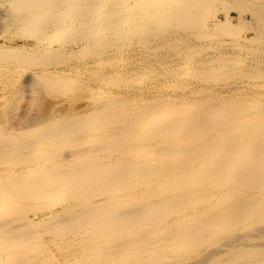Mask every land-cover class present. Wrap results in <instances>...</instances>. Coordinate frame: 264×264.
Wrapping results in <instances>:
<instances>
[{"label":"bare ground","instance_id":"1","mask_svg":"<svg viewBox=\"0 0 264 264\" xmlns=\"http://www.w3.org/2000/svg\"><path fill=\"white\" fill-rule=\"evenodd\" d=\"M205 1L11 0V23L36 36L39 44H57L31 57L15 47L0 48V59L16 55L19 64L46 68L76 49L77 55L92 53L96 59L110 42L126 35L146 37L156 27L165 37L197 27L204 18L200 13L209 12H204ZM260 11L255 8L254 16ZM236 12L242 14L239 8ZM224 16L221 29L229 22L228 10ZM76 29L74 42L60 45ZM95 44L103 45L100 53L90 49ZM103 60L96 65L114 62ZM197 72L194 77L203 76L202 68ZM52 78L41 75L29 85L32 91L59 94L72 85ZM101 89L88 94L91 103L81 108L73 99L43 113L32 114L17 103L1 111L0 264H264V99L234 97L219 104L210 96L213 103L155 97L131 103V98L103 99ZM40 206L47 208L45 213Z\"/></svg>","mask_w":264,"mask_h":264},{"label":"rangeland","instance_id":"2","mask_svg":"<svg viewBox=\"0 0 264 264\" xmlns=\"http://www.w3.org/2000/svg\"><path fill=\"white\" fill-rule=\"evenodd\" d=\"M10 1L11 0H0V28H3V29H0V48L3 50L6 49V51H7V49H8L7 47H15V48L19 49V52H20V50L23 51L24 53L22 54V52H20V54H22L26 57H28V56L31 57L32 55L33 56L34 55L39 56V54H41V50L45 47L49 50L52 47H53L52 49L56 48V44H57L56 41H55V44L52 43L51 45H48L47 43H43V44L40 43L39 44L36 40L37 39L36 36L33 35V37H32V35H31V37H32L31 38L30 35L26 34L27 32L25 33L24 30L21 29L22 27L15 25V24L10 22V18H11L10 16L13 14V11L11 9L12 5H11ZM248 1H250V2H248ZM130 3H133V2L131 1ZM205 3H207V4H205ZM205 3L203 5L204 8L203 7L202 8L206 9V10H204V12L209 11L210 13L209 12L203 13V11L201 10L202 12L200 13V15L204 16L205 19L200 17L202 20L199 18L198 20L199 21L201 20V21L198 23H201V24H198L197 27L192 26L193 28L190 27L186 30H177V31H174V34L168 35L169 34L168 33L167 34L168 36H165V37L162 36L163 34H161V30L157 29L156 27H154V29H157L158 31L157 30L155 31L153 28L152 29L154 30V32H152L153 30L149 31V33H151V32H152V34L154 33V36L152 34H149V33L148 34L150 36L147 33L144 34V35H146L147 38L145 36L142 37L143 35L141 36V34H136V33L133 34L134 36L131 35L130 38L128 35L124 36V38L120 37V38L115 39L116 37H114L112 40H114V39L115 40L110 42V44L107 45V47H109L111 44L112 45L114 44L115 46H113V47L111 46L112 49H111V47H109V48L106 47V49H108V50H106V53L101 52L102 51L101 47L103 46L101 44H95L96 46L95 45L90 46V49L92 48L94 50V52H96V53L98 51L101 52V53L98 52L100 54H98V56L96 55V59H95L94 54L92 55L91 52H90L91 57H90V55L87 54V52H83V54H82L81 53L82 51L79 52V54L77 55L76 54L78 52L77 49L74 51L76 53H72V55L70 54L71 57L68 56L69 58L65 57V56H61V58H59L60 56H58L57 59H54V61L52 63H50V64L48 63L49 66L45 65L46 68H44V65H42V64H41L42 67L40 64L36 65L37 66L36 67L35 64L30 63V65H29L23 61L26 64L25 65V64H22L23 62H22V60H20V63L22 64L21 65L18 63L19 60H18V62H16L17 61V59L15 58L16 55H14V56L12 55L10 57L6 56V58L9 57V58H7L8 59L7 61H6L5 57L1 58L0 59V63H1L0 68H2L1 69L2 71H0V72H2V73H0V99H1L0 100V104H1L0 105V114H1V111L8 108V106L11 107V105L15 104V103H17V105L20 106V108H26L27 110L31 111L32 114L43 113L42 111H47L48 107L50 109V107H52L56 102H58V103H60V102L63 103L66 101L69 102V101H72L73 99H76L75 103H74L75 107L81 108L85 104L91 103V101L86 100L87 95L90 94L91 92H96L97 90L100 91L101 88H102L101 90L104 92V94L102 93L100 97H102V98L104 97L103 99H113V100L115 99V100H119V101L120 100L126 101V99H127V101H128V99L131 98L129 100V101H131V103L135 102V101H133L134 99L137 101L136 98H138V100H140V101H142V100L143 101L144 100L149 101V99L150 100H154V99L156 100V98H159V99L161 98L162 100H164V99L166 100L168 98L176 99L179 97L178 99H182L183 102L185 101L188 103H189V101L190 102H193L196 100L200 101V99L203 98V100H202L203 102L207 101L206 103H208V102L213 103V101H214L215 103H219V104H220V102L221 103H227V102L233 100L234 97H235V100H233V101H237L238 99L239 100H245V98L249 99V100H251V98L252 99H258V98L264 99V96H262L263 98L261 96L259 97V95H264V76H262L264 74V9H263L264 8V0H224V1L223 0H218V1L217 0H215V1L214 0H206ZM209 3H212V4H209ZM229 4L231 7L229 6ZM254 4H255L256 9L260 8V10H261L260 13H258V17L254 16L255 13H253V11L255 9ZM222 7H223V9H222ZM226 7H227V9H226ZM236 8L241 9L242 14H240L239 12H236L237 11ZM8 9H11V11ZM251 9H253V10H251ZM212 10H215V11H212ZM226 10L229 11L230 19H229V22L227 23L226 28L222 27V29H225V30H222L221 24H219V23L225 21L224 13L226 12ZM131 12H133V10H131ZM101 15L104 17L106 14L104 12V14H101ZM126 15H128V14H126ZM129 15H131V14H129ZM126 17H128V16H126ZM206 18L208 20H206ZM203 19H204V21L206 20L208 22L207 23L203 22ZM11 25H13L12 28H11ZM216 25H218V26H216ZM9 26H10V28H9ZM187 30H189V31H187ZM229 30H231V31H229ZM75 31H76L75 33H74V31L72 33H70L71 35H69L70 38L68 36L69 39L67 38V42L66 41L62 42V43H60V45L64 46L63 44L67 43L66 45H69V42L73 43L75 38L77 37V35L79 33L78 29H76ZM191 31H193V32H191ZM181 32H183V33H181ZM206 32L209 36L206 34ZM202 33L203 34L205 33L206 36H204ZM257 33H259V34H257ZM155 34H157L158 36ZM198 35H201V36H198ZM155 36L157 39L154 38ZM172 37H173V39L171 40ZM174 37H175V40H174ZM186 37H188V38L186 39ZM132 38H133V41L131 40ZM143 38L146 40H144ZM69 40H71V41H69ZM168 40H170V43ZM178 40L183 41L182 42L183 44L180 41L178 42ZM149 41L151 42V44ZM35 42H37V43H35ZM155 42L157 44H159V47H158V45H155L156 44ZM162 42H163V44H166V42H167V45L164 46L162 44ZM175 42L177 45L175 44ZM186 42H187V44H186ZM131 43H132V45H131ZM168 43L171 45V47L173 49H171V47L168 45ZM33 44H35L36 46L35 45L33 46ZM123 44H125V45H123ZM173 44H175V45H173ZM97 46H98V48H97ZM162 46H164V48ZM2 47H5V48H2ZM189 47L192 48L190 50V52H189ZM151 48H152V50L155 49L154 50L155 53L152 50L150 51ZM184 48H187V49H184ZM49 50H47V52ZM93 50H92V52H93ZM178 51L179 52L182 51V52L178 53ZM191 51H192V53H191ZM176 52H177V54H176ZM198 52H199V55H197ZM27 53H29V55ZM184 53H185V55H184ZM186 53H187V56H186ZM154 54H155V56H154ZM17 56L19 57L20 55H17ZM44 56H47L46 53ZM87 56H89V57H87ZM178 56H179V58H178ZM183 56H184V58H183ZM11 57H13V58H11ZM10 58L13 60H11ZM2 59H4V61L6 63ZM108 59L113 60L114 62H111V64L108 63L107 64L108 66L106 64H105L106 66L105 65H103V66H99V65L97 66L96 65V62H99L100 60L105 61ZM220 59H221V61H219ZM43 60L45 61L46 59L43 58L41 61H43ZM208 60L210 61V63ZM211 60H213V61L215 60V63H213ZM223 60H224V62H223ZM231 60H233V61H231ZM9 61H11V62H9ZM56 62H58V64H56ZM85 62L90 63V65L86 66ZM227 62H229V63H227ZM44 63H46V62H44ZM168 64H170V65L168 66ZM206 64H208V65H206ZM164 65H166V66H164ZM180 65H182V66H180ZM206 66H208V67H206ZM212 66H214L213 69L209 68ZM222 66H224L225 68ZM70 67L71 68L73 67V68L71 69ZM200 68H202L201 73L203 74V76L202 75H196L194 77V75L196 74L197 71H198L197 73H200ZM257 68H258V70H257ZM77 69L79 70L78 72H77ZM162 70H163V72H162ZM74 71H75V73H74ZM186 71L188 72L187 74L185 73ZM209 71H210V73L208 74L207 72H209ZM223 71H224V75L222 73ZM194 72H195V74H193ZM225 72L228 74H226ZM240 72L243 73L244 76ZM256 72H258V73H256ZM92 73L94 74V76ZM104 73L105 74L107 73V74L105 75ZM217 73H218V75L219 74L220 75L219 76L216 75ZM245 73L249 74V75H247L245 77V75H246ZM159 74H160V76H159ZM210 74L213 76H211ZM238 74H241V75L239 76ZM41 75H43V77L45 79H48V80H50L52 77H55L56 78L55 80H58V81L65 80V79L68 82L70 81L72 83L71 87H68L70 89V91L68 89V91H69L68 92L66 89L65 91L68 92L67 94L65 93V91H61L62 92L61 94H59L60 92L59 93L58 92H56V93H54V92L50 93L49 92L48 93V92H36L35 90L32 91L33 88L30 87L29 84H32V82L34 80L36 82L37 78ZM102 75L105 78L107 77L109 80L107 78L105 80H103L104 77H102ZM157 75H158V77H157ZM188 75H191L192 78L189 79L190 76L188 78ZM57 76H59L60 79ZM138 76H140V77H138ZM144 76H146V77H144ZM193 77L195 79H193ZM196 77H198V78H196ZM208 77H209V81L206 79ZM214 77H218V78L220 77V78L219 79L217 78L218 79L217 80V79H213ZM221 77H224V78H221ZM226 77L227 78L229 77L230 80L229 81L225 80ZM204 78L206 80L203 81ZM76 79L78 81H76ZM98 79H100L101 82H100V80L98 81ZM130 79H131V81H130ZM180 79H182V80H180ZM115 80L117 83L115 82ZM216 81H218L219 83ZM35 82H33V84ZM113 83H114V86H116V87L113 86ZM172 83L175 84V86ZM105 84H106V86H105ZM159 85H161V86H159ZM176 85H177L178 89H180V87H181L182 90H177V88L173 89L174 87H176ZM91 86H92V88H91ZM164 86H166V87H164ZM171 86L172 87L174 86V87L172 88ZM183 87H184V89H183ZM79 89H82V90H79ZM152 89H154V90H152ZM243 89H244V91H243ZM106 90L107 91L109 90V91L107 92ZM193 90H195V91H193ZM18 91L21 95L18 93ZM20 91H22V92H20ZM105 91L107 92V94L109 93L108 94L109 96H107V94H105L106 93ZM231 91H232V93H231ZM110 92L113 94V96L111 95V97H110ZM199 93H201V94H199ZM55 94H57V95H55ZM209 94H211V95H209ZM252 94L254 96H252ZM255 94H256V96H255ZM4 95H6V98L2 99L4 97ZM73 95H74V97H73ZM119 95H120V97H119ZM182 95H184V97ZM239 95H240V97H237ZM249 95H251V96H249ZM34 96H36V97H34ZM117 96H118V98H117ZM139 96H140V98H139ZM166 96H168V97H166ZM192 96H193V99H192ZM209 96L213 97V98H210ZM14 97L17 99L20 98L19 101L17 99H15ZM223 97L226 100H223L224 99ZM241 97H243L244 99ZM42 98H44V99H42ZM96 98H98V96H96ZM144 98H146V99H144ZM209 98L212 99L213 101L210 100ZM36 99H37V101H36ZM159 99H157V100H159ZM186 99L189 101H187ZM33 100H35L37 103L34 102ZM160 103H162V102H160ZM42 106H43V108H42ZM29 107H30V109H28ZM32 108L33 109L35 108V109L32 110ZM40 108H41V110H40ZM33 111H35V112H33ZM2 131H3V129H1L0 132H2ZM50 203H52V201ZM50 203H48V204H50ZM41 207L42 206H40L39 209L41 211H44V213H45L47 208L42 207L43 208V210H42ZM47 215H50V214H46L45 216H42V218L47 217Z\"/></svg>","mask_w":264,"mask_h":264}]
</instances>
